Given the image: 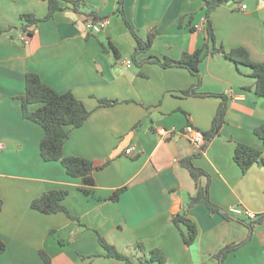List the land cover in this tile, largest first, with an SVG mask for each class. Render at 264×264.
<instances>
[{"label": "crops", "instance_id": "0c3cea01", "mask_svg": "<svg viewBox=\"0 0 264 264\" xmlns=\"http://www.w3.org/2000/svg\"><path fill=\"white\" fill-rule=\"evenodd\" d=\"M79 12L60 1L61 11L31 27L24 43L19 16L43 18V0H0V238L5 251L0 264H124L105 257L97 234L121 253L139 256L159 249L166 264H219L214 257L227 245L248 237L245 212L264 214V166L255 163L245 173L233 160L236 143L261 152L264 141L254 130L264 125V98L254 93L249 67L222 54H208L198 65V76L182 67L162 68L147 58L179 59L205 43L206 20L202 0H123V13L141 39L153 41L147 52L135 57V41L116 12L119 0H80ZM246 5L245 10L240 6ZM105 20V28L90 35L85 20ZM214 46L229 51L244 48L254 63L264 62V0H231L210 15ZM193 28L194 30H191ZM111 43L104 52L101 44ZM35 73L59 93L71 92L90 116L71 130L64 141V156L104 165L93 174L89 195L81 183L66 175L58 162L39 155L43 129L22 115L25 75ZM224 96L225 121L219 135L204 151L186 134L191 125L207 131L222 103L218 96H186L185 91ZM99 100H114L100 107ZM39 104L30 105L33 111ZM158 128L174 131L162 137ZM130 148L131 155L125 152ZM209 176V200L220 213L198 204L187 208L196 185L180 160ZM201 184L207 182L201 177ZM117 201L110 196L117 190ZM66 190L63 205L80 224L64 213L43 214L30 207L44 191ZM186 212L197 237L187 246L173 216ZM63 240L65 244L59 245ZM222 264H264V222L253 227L249 240L229 253Z\"/></svg>", "mask_w": 264, "mask_h": 264}, {"label": "trees", "instance_id": "16d2710c", "mask_svg": "<svg viewBox=\"0 0 264 264\" xmlns=\"http://www.w3.org/2000/svg\"><path fill=\"white\" fill-rule=\"evenodd\" d=\"M43 1L47 3V13L45 17L38 19L30 14L19 16V30L22 31L23 34H26L27 37H31L33 35L31 27L41 21L49 20L56 12L62 10L60 1L69 4L75 12H79L80 7L82 6V2L80 0ZM230 1L231 0H202V8L205 9L206 38L205 43L200 49L194 51L193 53L184 52L177 60H173L168 57H163L162 59L151 57L147 58L146 61L155 63L162 68L182 67L187 69L192 75L198 76V65L206 55L216 53L222 54L228 60L236 64H243L250 68L251 75L255 79L254 93L256 96L264 98V62H252L249 58L248 52L241 47L226 51L223 47L216 48L214 46V32L211 25L210 15L218 7ZM122 5L123 0H119L116 12L122 17L125 26L134 38L135 49L130 58L134 63L137 55L148 51L153 41V35L150 33L147 35L146 39L139 38L126 21ZM90 15L96 20H103L93 13ZM191 30L194 29L191 28ZM8 31L9 29H0V34L7 33ZM101 47L104 52L112 51L115 57L119 58L117 49L111 43L108 42L106 46L101 44ZM183 95L198 97L218 96L222 98V103L217 109L210 129L201 132L203 141L200 145V151L202 152L206 149L210 141L219 135L220 129L224 124L226 114L225 99L224 96L221 95L196 93L191 90L183 92ZM20 100L23 117L36 123L44 131V135L39 143V155L42 160L44 162H58L63 167L67 176L80 180V192L84 195H89L91 188L94 186L93 174L102 169L104 165L81 157H66L62 153V147L70 131L81 127L90 116V111H88L82 102L79 101L71 92L59 93L55 91L44 84L35 73H27L25 75V93ZM34 104H39V107L30 111L28 107ZM116 104L117 101L114 100H99L100 107H112ZM254 134L264 141V125L256 128L254 130ZM191 159L192 157H187L179 162L181 167L188 171L190 177L195 182L197 189L196 195L188 198L186 207L191 208L195 205L202 204L210 213H220V210L209 200V176L204 171L196 168L192 164ZM233 160L243 173L249 170L255 163H260L264 166V160L262 159L261 152L242 143H236ZM201 177H206L207 179L204 186L201 184ZM122 191L123 189L115 191L110 196V200L114 202L117 201ZM67 195L68 192L66 190L44 191L38 198L31 201L30 207L43 214H56L62 212L70 220L80 224L79 220L70 215L63 205V201ZM221 215L225 218H231L227 213H222ZM172 221L178 228L180 225L185 226L186 233L182 234L184 243L187 246L192 245L197 237V228L195 224L186 217V212L176 214L173 216ZM240 221L248 227V237L238 244L225 246L217 254H215L214 257L218 259L219 264H222L224 258L229 253L235 251L249 240L253 227L264 222V214L257 216L252 221L246 219ZM97 239L99 245L105 252L104 256L107 258L121 261L124 264H166V258L159 249L145 251L144 246L136 244L135 250L138 251L140 255L133 256L131 254L117 251L99 234H97ZM58 243L62 246L65 244L63 240H59ZM5 249V243L0 238V254H2ZM39 254L44 264H50V258L44 251H40Z\"/></svg>", "mask_w": 264, "mask_h": 264}, {"label": "built area", "instance_id": "2783aa9c", "mask_svg": "<svg viewBox=\"0 0 264 264\" xmlns=\"http://www.w3.org/2000/svg\"><path fill=\"white\" fill-rule=\"evenodd\" d=\"M240 9L245 10L246 5H241ZM105 26H106L105 20H96L93 18V16L88 17L85 20V30H86L87 34H90V35H95V34L100 33L105 28ZM23 41H24V43L28 42V37L26 34L23 35ZM124 64L127 68H130L132 65V61L127 59V60H125ZM156 131H157V134L162 136V137H166V136L174 134V131L168 130L165 128H158ZM185 134L196 144L202 143V141H203L201 132L194 129L191 125H188L185 127ZM125 154L131 155L130 148L128 150H126ZM244 217L246 220L252 221L257 216H255L254 214H252L250 212H245Z\"/></svg>", "mask_w": 264, "mask_h": 264}]
</instances>
